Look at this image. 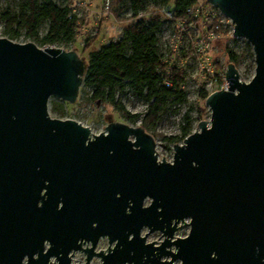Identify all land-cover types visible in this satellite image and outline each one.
<instances>
[{"label":"water","instance_id":"water-1","mask_svg":"<svg viewBox=\"0 0 264 264\" xmlns=\"http://www.w3.org/2000/svg\"><path fill=\"white\" fill-rule=\"evenodd\" d=\"M209 1L251 43L253 73L227 62V85L205 95L210 118L171 160L141 124L92 132L49 114L50 95L75 99L83 60L0 35V264H72L75 249L82 264H264V0Z\"/></svg>","mask_w":264,"mask_h":264},{"label":"rangeland","instance_id":"rangeland-1","mask_svg":"<svg viewBox=\"0 0 264 264\" xmlns=\"http://www.w3.org/2000/svg\"><path fill=\"white\" fill-rule=\"evenodd\" d=\"M57 2H66V0H55ZM21 0H0V13L7 11L10 15L16 14L20 9ZM104 0H77L70 3V11H74L77 15L76 33L70 43H64V48H74L78 56L86 64L88 50L97 47L99 44L113 38L116 34L115 29L125 26L130 20L117 21L112 15L111 5L110 12H106L103 5ZM111 3V2H110ZM232 23L225 21L222 28L223 32L218 38V55L225 61L229 60L226 54V48L232 49L236 54V60L231 61L239 67V78L248 80L254 67V52L251 43L242 35L232 34ZM47 26V20L43 19L37 26L36 33L41 35ZM0 35H5L13 40H32L39 46H44L39 42L38 37L31 35L26 31L24 26H17L16 23H8L7 18L0 15ZM210 75H185L183 85L186 88V96L183 101L172 102L167 104V107L162 111L158 120L152 127L144 128L150 132L155 141V151L157 158L160 159L163 155L164 159L171 160L173 155V143L182 142V125L189 123L190 131L198 128L197 122L200 118L209 119L210 110L205 104V95L200 92V86L206 84V80ZM88 86L80 83L77 95L74 100H66L61 108L62 112L51 109L50 105L57 101L59 97L50 95L47 101L48 113L54 116H70L83 123L89 125L92 132L104 129L109 121H126L132 124H140V120L136 119L131 122L124 117L122 112L116 108L111 102L102 100L95 102L88 96ZM117 98L124 107L129 111L141 112L145 108L144 98L136 92L130 85L115 92ZM148 198L145 199L147 201ZM189 224L183 223L175 229V235H182L188 231ZM147 230L146 226L141 228V232ZM163 234L159 229L148 231L146 239H153L159 242ZM88 243L83 242V244ZM108 245L106 235L98 238L96 248L105 249ZM173 247V245H172ZM85 252L82 249H75L71 254L72 264H82L84 261ZM100 260L98 255H93L90 258V263L95 264ZM179 259H175L177 262Z\"/></svg>","mask_w":264,"mask_h":264},{"label":"trees","instance_id":"trees-1","mask_svg":"<svg viewBox=\"0 0 264 264\" xmlns=\"http://www.w3.org/2000/svg\"><path fill=\"white\" fill-rule=\"evenodd\" d=\"M168 0H111V10L117 16L121 10L130 8L135 12L149 4L165 3ZM191 0H174V15L182 13L184 5ZM7 22L24 26L26 31L39 36V42L67 43L73 40L76 33L77 15L70 11L66 2L55 0H21L20 9L10 15L7 11L0 13ZM47 20V26L41 35H37V26L41 20ZM159 22L158 14L150 15L146 20L136 18L127 23L120 37L110 38L97 47L88 50L84 64L81 85L88 86V96L95 102L106 100L118 108L125 118L131 122L140 120L143 128H149L158 120L167 104L185 99L186 88L183 85L184 71L174 64L168 65V75H160L156 66H164L160 61L154 44L153 30ZM231 61L236 60L235 52L226 48ZM168 76L171 84L166 85L163 78ZM130 85L145 100V108L141 112L129 111L115 98V92L124 85ZM205 95L206 89L200 87ZM65 99L58 98L51 103L53 110L62 112ZM189 123L182 125V136L190 131Z\"/></svg>","mask_w":264,"mask_h":264},{"label":"built area","instance_id":"built-area-1","mask_svg":"<svg viewBox=\"0 0 264 264\" xmlns=\"http://www.w3.org/2000/svg\"><path fill=\"white\" fill-rule=\"evenodd\" d=\"M77 0H66V3H74ZM111 0H104L103 5L106 12H110ZM174 0L165 3L149 4L133 12L130 8L121 10L116 16L112 10V15L120 20H134L136 18L147 19L156 13L159 22L153 30L156 53L164 66H156L160 75H168V65L174 64L184 71V75H210L204 87L205 95L219 87H225L227 80L225 62L216 48H218V38L223 32V24L227 20L233 22L215 4L209 0H191L184 5L180 15H174ZM111 9V8H110ZM124 26L116 28L113 38L120 37ZM18 41H25L20 39ZM72 40L68 41L70 43ZM43 45H59L64 47V43L45 42ZM235 65V64H234ZM238 75L239 67L235 65ZM166 85L171 84L168 76L163 78ZM132 124V123H131Z\"/></svg>","mask_w":264,"mask_h":264}]
</instances>
